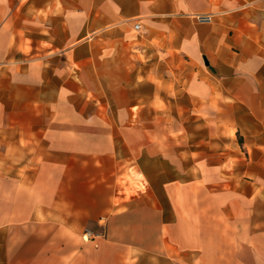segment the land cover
Wrapping results in <instances>:
<instances>
[{"label":"crops","instance_id":"0c3cea01","mask_svg":"<svg viewBox=\"0 0 264 264\" xmlns=\"http://www.w3.org/2000/svg\"><path fill=\"white\" fill-rule=\"evenodd\" d=\"M0 264H264V0H0Z\"/></svg>","mask_w":264,"mask_h":264},{"label":"built area","instance_id":"2783aa9c","mask_svg":"<svg viewBox=\"0 0 264 264\" xmlns=\"http://www.w3.org/2000/svg\"><path fill=\"white\" fill-rule=\"evenodd\" d=\"M195 19L198 21V22H204V23H209L211 22V16L209 14H196L194 15ZM133 28L135 30H140V24L139 23H135ZM100 236V233H93L92 231L90 230H85L84 231V234H83V239L84 240H87L89 238H96V237H99Z\"/></svg>","mask_w":264,"mask_h":264}]
</instances>
